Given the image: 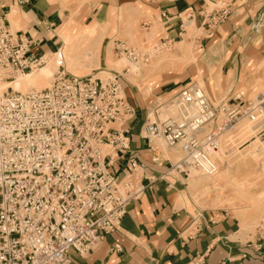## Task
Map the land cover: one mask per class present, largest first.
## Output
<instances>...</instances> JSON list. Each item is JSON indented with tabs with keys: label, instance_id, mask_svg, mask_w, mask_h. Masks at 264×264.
<instances>
[{
	"label": "built area",
	"instance_id": "2783aa9c",
	"mask_svg": "<svg viewBox=\"0 0 264 264\" xmlns=\"http://www.w3.org/2000/svg\"><path fill=\"white\" fill-rule=\"evenodd\" d=\"M7 15L0 5L3 82L46 61L32 54L31 42L10 28ZM225 17L222 9L202 11L210 28ZM115 52L135 65L150 54L123 43ZM58 67L47 88L0 94V264H69L70 251L92 250L144 194L141 165L129 156L135 111L119 76H72ZM162 108L167 116L159 119L156 109L154 120L146 114L140 134L176 149L180 158L169 169L185 178L190 172L214 176L245 144L264 140V92L217 102L188 83ZM254 233L264 241V224Z\"/></svg>",
	"mask_w": 264,
	"mask_h": 264
},
{
	"label": "crops",
	"instance_id": "0c3cea01",
	"mask_svg": "<svg viewBox=\"0 0 264 264\" xmlns=\"http://www.w3.org/2000/svg\"><path fill=\"white\" fill-rule=\"evenodd\" d=\"M0 5L8 10L10 28L31 42L35 57L60 53L64 44L71 43V30L56 34L63 26L106 27L113 51L118 43L127 46L125 39H117L124 35L120 20L127 10L137 14L126 27L150 31L156 26L160 30L155 41H169L170 49L186 35V25L195 21L199 34L188 41L200 54L194 65L162 73L154 88L159 89L162 99L177 93L194 75H215L216 80L224 79L227 84L228 78L246 80L244 76L252 73L251 68L264 73V0H5ZM221 9L226 12L223 22L207 27L202 11ZM100 53L105 57L103 50ZM141 99H127L135 118L140 103L139 109L146 108L145 99ZM144 119L136 124L134 119L130 125L129 154L141 165L143 196L128 206L117 230L104 236L92 250L83 255L70 251L69 264H264V241L249 226H242V218L233 210L201 208L199 196L187 183L189 177L169 169L177 161L172 149L141 136ZM248 143L252 146L248 155L258 162L261 174H256L262 179L264 143L259 139ZM234 176L232 181L242 190L253 182L247 160ZM257 198H264V190Z\"/></svg>",
	"mask_w": 264,
	"mask_h": 264
},
{
	"label": "rangeland",
	"instance_id": "374dc122",
	"mask_svg": "<svg viewBox=\"0 0 264 264\" xmlns=\"http://www.w3.org/2000/svg\"><path fill=\"white\" fill-rule=\"evenodd\" d=\"M136 12V10L134 14L133 11L123 12V16L125 17L122 16V20H120V23L123 24L120 30L122 31L121 34L124 35L122 37H117V39H125L127 47L138 51H149L150 54L147 62L139 63L138 65L131 63L123 56L116 55V52L113 51L112 41L108 39L106 27L95 29L94 27L88 26L76 28L63 26L56 31L58 35H60L63 30H71V32H73L71 34V43H69V60L66 59L65 65H61V68H63L66 73L79 77H97L101 80H106L108 77L117 75L119 76L118 83L126 99H128V96H133L135 99H138L139 96L140 99L142 98L141 100H143V98L145 99L143 103L146 105V108L139 109L142 107V104H139L140 106L137 108L138 114L134 124H136L139 119L144 118L146 114L153 115L155 109L157 110L159 119H163L167 116L168 112L162 107L174 94L162 99V95L160 96L158 93L159 89H154L157 86V81L160 79L163 72L177 71L180 68L192 64L194 65L196 57L200 54L198 53V49L195 48L196 45L193 44L191 40L188 41V39H192L194 35L199 34L196 31L195 21L186 25V35L182 36L180 43L176 44L172 49L163 47L153 48L156 42V35L160 30L159 28L157 29V27L154 26L150 31H145L139 30L137 26L126 27L128 23H133V15L136 16ZM91 28L95 30H89ZM194 49L196 51H194ZM102 50L105 53V57H102L100 53ZM59 54L62 55L63 60L65 57L67 58L64 52H60ZM53 60H57V56ZM121 61L122 64L119 63ZM46 62L47 60L45 63ZM109 62L111 64H109ZM43 67L44 66H42V68ZM42 68L27 74H37ZM251 71L252 73L250 75L244 76L245 78L247 77V79L240 82H234L233 79L230 80V78H228L227 84H225L224 79L220 82V78L216 80L215 75L198 74L194 75L188 83L196 84L208 96L217 101L234 99L235 96L238 95H240L243 100H252L257 94L264 92V73L260 74L258 72L260 70L256 68H251ZM55 73L56 71L52 76H54ZM52 76L45 82V86L40 90L47 88L51 84L53 80ZM13 81L4 83H11ZM10 90L11 88L7 89V91ZM150 119L154 120L152 116H150ZM259 141L264 143V140ZM258 147L261 148V145ZM251 149L252 146L249 145V143L245 144L241 150H239L240 152H236V155L231 158L232 163L229 164L232 165L231 168L225 169L220 166L218 172L214 176L209 177L203 176L198 172H190L187 183L190 185L195 196H199L201 208L206 206L212 208H229L242 218V226H249L254 232L256 227L264 224V198H257V195L264 190V176H262L261 179V177H258L256 174L260 173L258 172L260 169L257 168L258 162L255 160L253 161V158L251 159L248 155ZM172 154L176 160L180 158L179 153L176 152L175 149H172ZM240 156L245 158L244 160H247L250 168L249 180L250 182L253 181L243 190L241 187L238 186L241 190L237 187L236 181H232L233 177H235L234 173L236 169L240 167L244 161L238 160ZM239 177L240 176H237V178ZM258 179H260V181H258L257 184H253Z\"/></svg>",
	"mask_w": 264,
	"mask_h": 264
},
{
	"label": "bare ground",
	"instance_id": "6f19581e",
	"mask_svg": "<svg viewBox=\"0 0 264 264\" xmlns=\"http://www.w3.org/2000/svg\"><path fill=\"white\" fill-rule=\"evenodd\" d=\"M123 17H125V16H123ZM69 49H70V44H64V46H63V48L61 50V52H64L65 56H67V58L65 57L64 60L62 58V55L59 54V53L58 54L61 57V59H60L61 61H59V59H58V56H57L58 54L57 55H50V56L45 57L46 60H47V62L45 63L46 65L44 64L43 65L44 67L43 68L41 67L42 69H40L37 74L18 75V76L15 77V80L13 82H11V83H4L2 80H0V94L4 93L9 88H11V90L13 92H15V93H28V92H31V91L40 90L41 88H43L45 86V82L48 79H50L52 74L55 71L57 72L58 64L60 63L61 65H63V63H64V65H65L66 59L69 58V56H68L69 55ZM56 56H57V60L54 61L53 59H55ZM110 62H111V60H110ZM110 62H109V64H111ZM175 62H176V60H175ZM119 63L122 64V61L119 62ZM107 65H108V63H107ZM106 67H108V66H106ZM150 116H152V114H150Z\"/></svg>",
	"mask_w": 264,
	"mask_h": 264
}]
</instances>
